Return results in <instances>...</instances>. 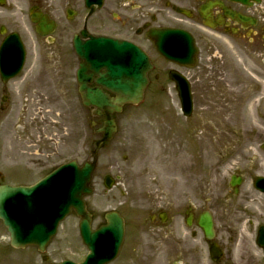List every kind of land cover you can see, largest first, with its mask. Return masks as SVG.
Masks as SVG:
<instances>
[{
    "label": "rangeland",
    "instance_id": "374dc122",
    "mask_svg": "<svg viewBox=\"0 0 264 264\" xmlns=\"http://www.w3.org/2000/svg\"><path fill=\"white\" fill-rule=\"evenodd\" d=\"M70 1L55 2L54 15L60 21L56 37L63 45L71 42L79 22V18H66L64 7L77 6V0ZM9 2L17 4L19 0ZM1 20L5 18L0 16ZM91 29L109 32L98 25ZM241 53L235 55V59L239 57L240 85L219 87L218 72L210 69L206 86L197 89L199 96L191 117L182 114L172 87H149L142 103L127 106L117 115L119 131L100 152L95 191L86 198L95 213L94 227L111 209H118L126 219L125 239L111 264H264L263 252L255 241L258 227L264 224V194L253 186L255 177L264 176V75L259 76L255 65ZM57 92L58 87H47L48 95ZM42 108V115L49 121L43 131L50 135L54 130V136L60 138L56 128L50 126L55 124V105L47 103ZM22 111L20 104L13 124L0 129L2 167L14 155L12 140H21L27 132V125L19 119ZM82 112L80 106V121ZM79 125L78 147L59 141L52 164L88 158L90 150L84 148ZM64 136L65 129L61 138ZM98 137L96 134L95 139ZM233 173L243 176L237 195L229 187ZM106 174L116 178L111 190L103 183ZM190 205L196 214L205 209L213 213L215 240L226 251L220 261L211 260L202 231L186 226L184 211ZM162 210L170 219L166 223L151 222V215ZM77 225L76 216L64 222L50 248L52 260L81 259L87 253ZM193 230L197 231L195 237L191 235Z\"/></svg>",
    "mask_w": 264,
    "mask_h": 264
},
{
    "label": "flooded vegetation",
    "instance_id": "af4514ba",
    "mask_svg": "<svg viewBox=\"0 0 264 264\" xmlns=\"http://www.w3.org/2000/svg\"><path fill=\"white\" fill-rule=\"evenodd\" d=\"M53 4L51 0H27L18 5L20 11L13 16L24 23V18H30L31 12L50 14L56 10ZM77 6L90 10L85 8L84 0H77ZM2 12L0 10V14ZM239 14L247 18L245 24L237 19ZM77 17L80 33L85 26L98 25L108 29L109 32L104 31L106 35L128 39L142 47L152 65L148 87L175 89L177 83L171 76L176 75L188 80L195 92L198 87L206 86L208 71L213 68L218 72L219 87H238L234 55L239 56L240 52L257 67L259 75H264V0H103L102 6L94 4L89 17L78 12ZM4 22L7 25L0 26V45L5 35L18 31L26 56L20 73L10 80L2 79L0 68V125H12L15 110L21 104L23 111L19 119L27 125V132L22 143L20 139L12 140L14 155L7 167L0 165V185H26L55 168L51 158L58 155L56 145L59 141H63L62 145H72L74 149L78 147L79 124L83 138L91 134L90 144L91 148L94 147V130L89 127L88 113L81 117L82 121L78 116L81 102L79 70L86 67L84 76L91 87L97 85L98 75L95 68L91 69L76 52L73 37L69 46L57 38L50 41L48 36L36 35L37 42L32 46L20 28H14L10 20ZM165 29L182 30L193 36L198 50L194 60L187 58L189 53L186 55L185 51H180L185 49L180 48L181 45L175 46L180 48L176 51L178 59L168 58L158 51L148 33ZM3 31L6 34L3 35ZM169 36L183 41L177 33ZM81 38L85 40L83 36ZM101 71L106 72L105 69ZM47 87H58V92L48 95ZM47 103L55 105V124L50 126L56 128L55 134L60 138L54 136V130L50 135L43 131L49 125L42 115V107ZM64 129L65 136L61 138ZM60 230L61 226L58 232ZM53 241L45 248L28 243L15 245L11 231L0 219V264H55L49 255Z\"/></svg>",
    "mask_w": 264,
    "mask_h": 264
},
{
    "label": "water",
    "instance_id": "95a60500",
    "mask_svg": "<svg viewBox=\"0 0 264 264\" xmlns=\"http://www.w3.org/2000/svg\"><path fill=\"white\" fill-rule=\"evenodd\" d=\"M38 28L41 32H47L54 28V23L42 19ZM89 44L95 47V56L98 58L105 60L124 59L128 56V60L137 64L145 63V55L131 43L115 41L105 37H93ZM85 53L82 51V54L85 55ZM123 73L116 71L113 74H117L120 77ZM127 75L132 77V79L124 82L117 80L116 82L108 81L105 83L108 86L106 88L116 94L115 97H111L101 88L81 87L80 90L83 93L85 104L94 105L97 108L96 114L100 115L104 111L105 114L109 115L112 112L121 111L122 105L127 102L137 103L141 101L147 84L146 71L137 73L129 70ZM179 89L183 107L188 114L191 112L192 106L190 88L179 87ZM114 123L113 120H108L105 127L99 130V132H103L104 138L98 142V148L112 137L115 130ZM94 167L95 163L86 162L83 166H79L76 161H72L61 166L53 174L33 187H1L0 217L10 226L12 218H25V215H29L28 219H31V227L46 228V233L42 232L44 234L41 233L42 235L39 237L40 241L45 242L53 233V230L49 229L47 225L52 224V222L55 225V222L57 223L63 219L71 208H74L82 217V235L91 250L83 264H105L115 258L119 251L124 235V225L119 214L112 212L107 214L108 225L102 226L96 231H91L90 214L86 210L83 196L92 192L90 182ZM240 183L241 178L233 176L230 184L237 191L236 187ZM256 186L264 190V178H258ZM12 211H15V217H11L10 213ZM39 213L42 218L41 221L36 216ZM188 223L191 224V218ZM198 224L203 228L207 238L211 239L214 237L213 221L209 212H204L200 215ZM30 236L33 240L38 238V235L35 234ZM258 243L264 247V227L260 230ZM211 252L215 258L221 254L216 245L212 246ZM61 264L74 263L65 261Z\"/></svg>",
    "mask_w": 264,
    "mask_h": 264
}]
</instances>
